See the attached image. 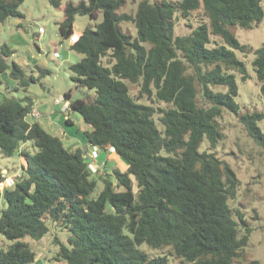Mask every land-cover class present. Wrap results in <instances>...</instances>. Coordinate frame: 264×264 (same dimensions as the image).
Instances as JSON below:
<instances>
[{"label":"trees","instance_id":"obj_1","mask_svg":"<svg viewBox=\"0 0 264 264\" xmlns=\"http://www.w3.org/2000/svg\"><path fill=\"white\" fill-rule=\"evenodd\" d=\"M25 1L0 0V25L20 16ZM261 2L182 0L177 8L167 1H142L135 15L118 13L127 0L66 4L59 24L63 40L74 35L77 16L97 20L102 15V21L86 28L71 46L84 56L70 66L72 79L95 94L72 100L69 91L64 97L90 128L83 132L87 147H99L102 158L114 148L127 171L115 169L110 178H102L103 190L90 198L98 181L83 148L67 150L61 138L39 122L30 123L31 97L5 98L0 102V154L18 153L24 161L14 185L0 190V203L7 204L0 215V235L11 242L0 249V264L34 263L38 254L25 238L42 239L51 222L72 234L69 246L58 240L57 264H169V254L178 264H242L235 261L245 255L252 229L239 211L235 219L229 205L240 180L230 164L201 147L207 140L216 149L223 137L218 119L224 109L239 113L236 74L244 81L250 76L236 54L247 48L231 28L251 30L263 22ZM52 3L60 6V0ZM199 9L209 23L190 35L175 36L177 11L187 18ZM125 22L135 25L137 37L123 31ZM12 54L7 45L1 48L0 73L10 70L19 87L35 83L20 65L8 63ZM252 66L264 97V46ZM132 84L139 87L137 97L131 94ZM144 98L167 108L156 109ZM263 119V113L253 112L239 120L264 149ZM29 142L34 153L26 148ZM143 245L169 254L153 256Z\"/></svg>","mask_w":264,"mask_h":264},{"label":"rangeland","instance_id":"obj_2","mask_svg":"<svg viewBox=\"0 0 264 264\" xmlns=\"http://www.w3.org/2000/svg\"><path fill=\"white\" fill-rule=\"evenodd\" d=\"M52 1L26 0L19 8L20 16L10 17L0 25V53L1 48L7 45L14 53L9 56L8 63L10 65L14 62L17 63L25 71L28 80L32 76L37 80L26 88L19 87L18 82L10 77V70L0 73V102L5 98L20 100L26 96L31 97L34 101V109L40 113V117L28 116L27 120L30 123L39 122L48 133L61 138L67 150L74 151L77 148L84 149V147L88 149L83 138V132L88 126L78 113L69 108V101L65 99L64 95L70 91L72 100L85 99L88 95H94L95 91L78 87L73 81L72 78L75 75L70 71V66L80 61L84 56L72 51V38L63 40L59 31V24L64 19L63 9L66 4L70 2L77 4L81 0H60L59 7L55 6ZM142 1L150 3L167 1L179 8L182 0H127V4L118 13L135 15L138 4ZM261 5L264 9V0ZM101 21L102 15L97 20H91L88 16H77L74 32H83L86 28L94 29ZM202 23H209L202 9L192 12L187 18L182 17L181 13L177 11L174 35H190L193 29ZM121 27L123 31L137 37V29L133 23L125 22L121 24ZM40 28L43 29V33H40ZM231 30L247 48L245 53L236 51V54L245 62L250 77L244 81L240 75L236 74L239 88L236 102L240 107L239 113L236 115L224 109L218 119L222 139L213 150L205 140L201 151L213 152L221 160L226 161L240 180L237 197L230 200L229 205L234 211L235 219L238 221L236 214L239 211L252 232L249 244L245 249V255L237 259L235 263L246 264L245 262L257 260L264 264V149L251 138L239 120L240 116L247 113L260 112L264 114V97L261 95L260 82L257 80L252 66L256 51L264 46V21L251 30L239 26L233 27ZM213 41L220 42L219 38L215 37H213ZM145 46L149 47L148 44ZM56 51L60 54L57 58L54 54ZM102 62L107 65L108 59L104 58ZM43 71L49 73L45 74ZM130 90L134 97L138 96V86L132 84ZM213 90L226 92V88L223 87H214ZM62 97H64V101L56 104V100L63 99ZM199 98L202 104L200 93ZM141 101L153 105L156 109L167 108L166 104L158 102L156 99L149 101L144 98ZM65 106L68 108L63 111ZM67 117L71 118L73 124H67ZM158 117L159 115H156V119ZM158 125L161 129L159 122ZM259 126L264 130V119L259 122ZM26 148L34 153L30 142ZM23 161L18 153L13 157H4L0 154L2 180L11 178L15 181L16 177L22 173ZM98 166L97 172L92 174V177L98 181L96 191L90 196L92 199L97 198L103 190L102 178H110L109 174L112 176L115 169L126 172L128 167L115 152L106 153L104 158L99 161ZM10 183L11 181L0 183V190L12 187L13 185L9 186ZM134 190L137 191L136 183ZM6 208V202L1 201L0 215ZM240 230L244 232L242 226H240ZM71 236L70 231L51 222L49 233L42 239L33 240L26 237L25 241L38 254L36 261L32 264L46 262L57 264L55 258L60 249L58 240L61 241V245L69 246ZM10 244V241L0 235V249H7ZM141 249L153 256L169 254L168 250H153L146 245H143ZM178 263L179 260L169 254V264Z\"/></svg>","mask_w":264,"mask_h":264},{"label":"built area","instance_id":"obj_3","mask_svg":"<svg viewBox=\"0 0 264 264\" xmlns=\"http://www.w3.org/2000/svg\"><path fill=\"white\" fill-rule=\"evenodd\" d=\"M43 32H44L43 29L40 28V33H43ZM75 37H76L75 35H73L71 37L73 44H75L79 40V38H75ZM56 57H58V55H56ZM62 98L63 99L56 100V104L62 103L64 101V97H62ZM67 108L68 107L65 106L64 109H63V111H66ZM29 116H32L34 118H39L40 117V113L37 110L33 109V111L31 112V114ZM83 150H84V155L83 156L86 159V161L88 162V167H89L91 173L92 174L96 173L97 170H98V167H99L98 166V163H99L100 160L103 159L101 157L102 150L99 147H96V146L88 147V149L87 148H84ZM109 152H115L114 148H109L108 149V153ZM4 181H8V182L11 181V183H10L9 186L14 185V180L11 179V178H8V179L6 178V179H4ZM44 264H50V263H47L46 262Z\"/></svg>","mask_w":264,"mask_h":264},{"label":"crops","instance_id":"obj_4","mask_svg":"<svg viewBox=\"0 0 264 264\" xmlns=\"http://www.w3.org/2000/svg\"><path fill=\"white\" fill-rule=\"evenodd\" d=\"M75 34H78V35H76V38H80L81 35H82V32H76V31H75V32H74V35H75ZM54 54H55V58H57L56 55L60 56V54H59L57 51H56ZM63 109H64V108H63ZM67 119H70V120H71L70 117H67L66 120H67ZM71 121H72V120H71ZM89 129H90V128L88 127L86 130H89ZM43 257H45V255H43Z\"/></svg>","mask_w":264,"mask_h":264}]
</instances>
